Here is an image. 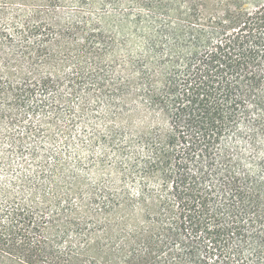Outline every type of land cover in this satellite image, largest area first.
I'll return each instance as SVG.
<instances>
[{"label":"trees","instance_id":"obj_1","mask_svg":"<svg viewBox=\"0 0 264 264\" xmlns=\"http://www.w3.org/2000/svg\"><path fill=\"white\" fill-rule=\"evenodd\" d=\"M229 4L0 0V264H264V4Z\"/></svg>","mask_w":264,"mask_h":264},{"label":"rangeland","instance_id":"obj_2","mask_svg":"<svg viewBox=\"0 0 264 264\" xmlns=\"http://www.w3.org/2000/svg\"><path fill=\"white\" fill-rule=\"evenodd\" d=\"M167 2L170 4V7L179 9V12L185 11V7H188L192 4H197L198 2L204 3L208 6V12H213L215 10V13L217 11L219 12L224 8L228 3L229 5H236V4H245L248 7H255L257 5H263L264 0H167ZM192 2V3H189ZM73 6L69 7L72 8ZM101 9V8H100ZM99 9V10H100ZM99 10H96V13H98ZM207 10V9H206ZM106 12H110L116 15L115 21H112L113 23L109 27L114 31L117 38L123 42H128L129 44H133L134 46H140L137 42V38L135 35H133V31L135 30V27L132 23L128 22V18L126 16H129L131 21L138 15L142 14L147 19H151V13L148 9H141L138 7L133 6L132 4H129L128 2H125L118 7L113 4H108L106 8ZM203 13V12H202ZM172 17L171 15H168L166 11L158 13L157 19L160 23H165L168 18ZM127 23V25H126ZM124 53V52H121ZM28 119H26L24 122L19 123L16 126H12L9 124L7 120H3L0 123V149L3 151L4 149L6 151H9L8 149V143L7 138L8 136L20 132H24L25 126ZM28 144L33 143V138H29L27 140ZM246 140H243L239 145L243 149L250 150V144L247 142H244ZM252 152V151H251ZM12 163L14 164V167L17 168L19 166L20 162V156L16 154L11 155Z\"/></svg>","mask_w":264,"mask_h":264}]
</instances>
